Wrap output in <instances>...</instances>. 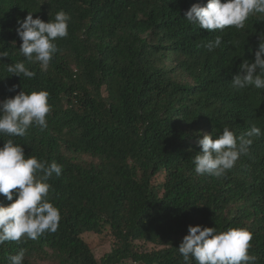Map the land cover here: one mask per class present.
Returning a JSON list of instances; mask_svg holds the SVG:
<instances>
[{
	"label": "trees",
	"instance_id": "obj_1",
	"mask_svg": "<svg viewBox=\"0 0 264 264\" xmlns=\"http://www.w3.org/2000/svg\"><path fill=\"white\" fill-rule=\"evenodd\" d=\"M194 3L207 0H0V51L9 53L0 101L45 90L52 106L47 127L15 143L63 166L48 181L57 232L5 242L0 264L20 249L24 264H184L178 247L189 225L247 228L249 253L264 264V134L222 178L197 175L192 162L204 133L229 126L239 136L252 125L264 133V90L231 86L239 64L254 59L264 17L211 32L186 21ZM60 10L71 16L69 35L47 70L37 62L26 65L30 80L8 73L7 63L24 59L17 20L48 22ZM103 232L113 247L97 259L85 234Z\"/></svg>",
	"mask_w": 264,
	"mask_h": 264
},
{
	"label": "clouds",
	"instance_id": "obj_2",
	"mask_svg": "<svg viewBox=\"0 0 264 264\" xmlns=\"http://www.w3.org/2000/svg\"><path fill=\"white\" fill-rule=\"evenodd\" d=\"M264 17V0H207L206 4L194 3L185 12V19L191 25L211 32L228 28L244 30L252 16ZM71 16L60 10L54 20L45 22L32 13L17 20L15 29L22 41L18 55L24 59L7 63L11 75L32 79L36 73L27 64L39 63L47 70L55 54L59 51L57 41L69 35ZM222 44V37L216 36L204 47L209 52ZM253 50L250 48L249 52ZM9 57L7 51H0V62ZM10 75V76H11ZM231 86L244 90L250 86L264 90V34L259 36V44L254 51V59H244L233 75ZM13 85L11 90H15ZM49 93L45 90H24L14 97L0 101V137H9L0 147V195L10 203H0V245L5 242L21 243L37 240L48 233L57 232L61 213L50 202V178L60 176L63 166L55 161L50 164L36 156L25 155L22 145L14 138L24 137L28 130L37 126L47 127V115L52 106L48 103ZM260 127L252 125L237 136L229 126L213 138L204 133L197 141L201 151L193 158L197 175L222 178L233 169L241 155L249 152L254 138L261 136ZM15 197V199H14ZM253 233L247 228H229L218 231L216 227L189 225L178 247L184 264H255L257 257L251 255ZM25 250L8 256L9 264H24Z\"/></svg>",
	"mask_w": 264,
	"mask_h": 264
},
{
	"label": "rangeland",
	"instance_id": "obj_3",
	"mask_svg": "<svg viewBox=\"0 0 264 264\" xmlns=\"http://www.w3.org/2000/svg\"><path fill=\"white\" fill-rule=\"evenodd\" d=\"M86 239L93 247L94 255L100 259L105 253L109 252L113 247V236L108 232L103 233H86ZM151 247V244H148Z\"/></svg>",
	"mask_w": 264,
	"mask_h": 264
}]
</instances>
